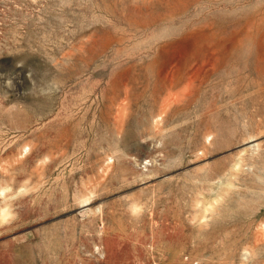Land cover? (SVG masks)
<instances>
[{
	"label": "rangeland",
	"instance_id": "obj_1",
	"mask_svg": "<svg viewBox=\"0 0 264 264\" xmlns=\"http://www.w3.org/2000/svg\"><path fill=\"white\" fill-rule=\"evenodd\" d=\"M0 264H264V0H0Z\"/></svg>",
	"mask_w": 264,
	"mask_h": 264
}]
</instances>
